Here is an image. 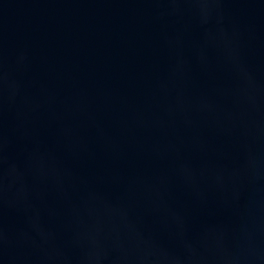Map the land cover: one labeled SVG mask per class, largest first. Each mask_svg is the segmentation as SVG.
I'll return each instance as SVG.
<instances>
[{
    "label": "water",
    "instance_id": "obj_1",
    "mask_svg": "<svg viewBox=\"0 0 264 264\" xmlns=\"http://www.w3.org/2000/svg\"><path fill=\"white\" fill-rule=\"evenodd\" d=\"M0 264H264V0H0Z\"/></svg>",
    "mask_w": 264,
    "mask_h": 264
}]
</instances>
